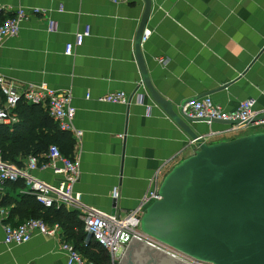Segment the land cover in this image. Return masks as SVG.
<instances>
[{"label": "crops", "instance_id": "obj_1", "mask_svg": "<svg viewBox=\"0 0 264 264\" xmlns=\"http://www.w3.org/2000/svg\"><path fill=\"white\" fill-rule=\"evenodd\" d=\"M151 2L145 27L151 35L142 41L141 51L154 87L176 111L184 100L205 96L227 111L249 98L264 110V0ZM0 5L4 16L21 7L29 13L19 34L0 45V75L19 91L46 83L73 97L77 112L71 157L80 169L74 191L81 194V218L88 209L112 214L114 199L116 215L126 218L198 149L143 83L135 40L145 0H0ZM86 28L90 34L78 42ZM67 44L73 46L71 55ZM115 91L129 94L130 103L99 100ZM15 115L7 123L18 121ZM190 126L209 143L232 140L246 130L264 131V125L242 131L219 122ZM27 158L20 157V165ZM33 174L53 184L63 180L51 167ZM25 190L0 185V195L18 197ZM18 221L12 206L0 204V264H66L62 230L6 245L4 225Z\"/></svg>", "mask_w": 264, "mask_h": 264}, {"label": "water", "instance_id": "obj_2", "mask_svg": "<svg viewBox=\"0 0 264 264\" xmlns=\"http://www.w3.org/2000/svg\"><path fill=\"white\" fill-rule=\"evenodd\" d=\"M136 40L143 83L153 100L195 141L198 149L175 165L159 187L160 199L147 206L141 231L199 260L213 264H264V131L232 140L207 142L190 122L238 120L203 119L179 110L154 87L141 51L151 12L145 0ZM264 120V116L252 120ZM112 214L116 215L114 199ZM118 264H186L135 237Z\"/></svg>", "mask_w": 264, "mask_h": 264}, {"label": "built area", "instance_id": "obj_3", "mask_svg": "<svg viewBox=\"0 0 264 264\" xmlns=\"http://www.w3.org/2000/svg\"><path fill=\"white\" fill-rule=\"evenodd\" d=\"M4 10L5 7L0 5V13ZM28 14V10L21 7L13 14L5 16V19L0 22V45L4 38L19 34L21 25L28 18ZM55 27L56 23L51 21L50 30H54ZM89 34L90 29L86 28L83 33L78 35V42ZM150 35L151 31L146 29L143 33L142 41H146ZM72 53V44H67L66 54L71 55ZM0 89L4 97L0 98V123L16 120V115L12 113L13 109L16 107L17 102L24 98L27 102L42 104L57 122L60 129L74 131V118L77 108L70 93L53 88L46 83H42L39 86H29L24 91H19L7 78L1 75ZM87 98H90V94H87ZM99 100L128 104L131 101V96L125 91H115L101 96ZM255 104L256 100L249 98L242 101L236 110L227 111L216 104L210 96H205L187 102L184 111L193 117L203 119L238 120L239 123L232 125V128L235 131H242L250 125H264V120L252 122L253 119L264 116V110L257 109ZM77 133L80 134V132ZM47 158L48 160L41 161L36 156L30 155L27 158L26 165L19 166L0 157V185H4L7 181L23 179L26 191L36 195V198L46 206L64 204L76 207L79 210L84 209L81 203V194L74 191L80 172L78 162L71 156L64 155L57 145L50 148ZM48 167L53 168L55 173L62 174L63 180L53 184L33 174V171L38 168ZM114 196H117L116 190L114 191ZM160 198L159 188L155 187L146 194L141 204L124 219H120L117 215L96 210H84L83 220L88 237L93 238L109 251L112 259L111 264H118L120 261V249L123 245H127L132 237L146 242L187 264H213L199 260L141 231V218L145 209L154 200ZM61 230L59 223L49 224L42 218H28L17 225L5 224L4 242L8 246L22 244L30 241L36 233L56 236ZM124 230L129 233V241L123 244L121 234ZM62 249L67 254L66 264H97L76 249L72 242L64 240Z\"/></svg>", "mask_w": 264, "mask_h": 264}, {"label": "trees", "instance_id": "obj_4", "mask_svg": "<svg viewBox=\"0 0 264 264\" xmlns=\"http://www.w3.org/2000/svg\"><path fill=\"white\" fill-rule=\"evenodd\" d=\"M4 19L5 16L0 13V22ZM0 98H4L1 89ZM13 113L17 114L18 121L0 123V157L3 160L23 166L20 165V157L32 155L46 161L47 154L54 145L64 155H72L74 138L71 132L60 129L42 104L27 102L21 98ZM4 185H9L12 189L26 187L23 179L7 181ZM0 204L12 206V210L19 215V221L11 224L17 225L28 218H42L49 224L59 223L65 240L72 242L84 256L97 264H111L109 251L88 237L79 209H68L64 204L46 206L36 195L26 190L18 197L9 192L0 195Z\"/></svg>", "mask_w": 264, "mask_h": 264}, {"label": "rangeland", "instance_id": "obj_5", "mask_svg": "<svg viewBox=\"0 0 264 264\" xmlns=\"http://www.w3.org/2000/svg\"><path fill=\"white\" fill-rule=\"evenodd\" d=\"M242 133V132H241ZM245 133H249V131H245ZM246 134V135H247ZM250 134V133H249ZM243 136V135H242ZM121 241L122 243H127L129 241V233L127 230H124L123 233L121 234ZM125 248H126V245H123V247L120 249V252H119V260H121V258L123 257L124 255V252H125Z\"/></svg>", "mask_w": 264, "mask_h": 264}, {"label": "flooded vegetation", "instance_id": "obj_6", "mask_svg": "<svg viewBox=\"0 0 264 264\" xmlns=\"http://www.w3.org/2000/svg\"><path fill=\"white\" fill-rule=\"evenodd\" d=\"M177 259V258H176ZM179 260V259H178ZM180 261H182V260H180ZM182 262H184V261H182ZM184 263H186V262H184ZM187 264V263H186Z\"/></svg>", "mask_w": 264, "mask_h": 264}]
</instances>
